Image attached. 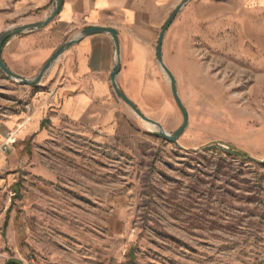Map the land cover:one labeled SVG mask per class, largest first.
Masks as SVG:
<instances>
[{
  "label": "rangeland",
  "instance_id": "1",
  "mask_svg": "<svg viewBox=\"0 0 264 264\" xmlns=\"http://www.w3.org/2000/svg\"><path fill=\"white\" fill-rule=\"evenodd\" d=\"M12 7L0 0V34L26 18ZM155 44L157 89L135 105L173 134L174 79L185 131L149 124L153 154L71 133L33 148L20 192H0V264H264V4L179 0ZM35 86L0 68V120Z\"/></svg>",
  "mask_w": 264,
  "mask_h": 264
},
{
  "label": "crops",
  "instance_id": "2",
  "mask_svg": "<svg viewBox=\"0 0 264 264\" xmlns=\"http://www.w3.org/2000/svg\"><path fill=\"white\" fill-rule=\"evenodd\" d=\"M2 1L13 6L14 14L26 17L15 27L46 21L52 15L50 5L54 2ZM61 1L60 11L52 21L11 37L3 48L4 63L19 75L33 79L60 47L77 40L52 64L35 86L31 99L0 120V143L11 142L10 150L0 149V192L16 186L14 194H18L33 148L62 133L90 139L98 145L148 144L152 154L158 150V139L149 127L157 125L146 121L117 94L111 74L120 63L118 86L144 111L142 104L157 89L155 42L159 28L179 0ZM250 2L264 4V0ZM41 9L39 17L36 11ZM93 27L117 30L119 55L111 33L82 35ZM40 164L34 161L32 169L36 172Z\"/></svg>",
  "mask_w": 264,
  "mask_h": 264
},
{
  "label": "water",
  "instance_id": "3",
  "mask_svg": "<svg viewBox=\"0 0 264 264\" xmlns=\"http://www.w3.org/2000/svg\"><path fill=\"white\" fill-rule=\"evenodd\" d=\"M190 0H185V2H188ZM57 8L55 9L54 13L44 22H36V23H31V24H26V25H21V26H17L14 29H12L11 31H6L0 34V68L7 73L8 75L20 80L21 82L25 83V84H30V85H38L45 73L50 69V67L52 66V64L56 61V59L70 46H72L73 44H75L77 42V40H72L69 41L68 43H66L65 45H63L62 47H60V49H58V51H56L54 53V55L49 59V61L45 64V66L43 67V69L41 70L40 74L38 75V77L32 81L24 78L23 76L13 72L3 61V48H4V44L5 42L10 39L13 36L19 35L21 33H24L26 31L29 30H33V29H38V28H42L44 27L46 24H48L50 21H52L59 13L61 5H62V1L61 0H57ZM181 7H178L174 13L171 15V17L168 19V21L166 22V24L164 25L162 32L160 34L159 37V41H158V47H157V57H158V61L164 65L163 62V41H164V37H165V33L168 30L169 26L171 25V23L173 22V20L175 19V17L177 16V14L179 13ZM101 32H109L113 35L114 40L116 42V46H117V53L119 55V50H120V43H119V39H118V32L116 29L114 28H106V27H93V28H88L85 29L82 32L83 36H88V35H92V34H96V33H101ZM121 68L120 63H117V65L114 67V70L111 74V79L114 85V88L117 92V94L127 103L129 104L141 117H143L144 119H147L143 113L138 109V107L126 96V94L120 89V87L118 86L117 82H116V76L119 73ZM173 89H174V94L176 97V100L178 102V104L180 105L182 111L184 112L185 115V123L183 124V126L177 130L176 132H174L173 134H169L167 133L163 127L161 126V124H159L156 121H151L152 123H154L155 125H157L160 128V136L163 137L166 140H169L171 142H177L178 138L182 135V133L185 131L186 127L188 126V118H187V113L186 110L178 96V91L176 88V82L173 79ZM150 121V119H147Z\"/></svg>",
  "mask_w": 264,
  "mask_h": 264
},
{
  "label": "built area",
  "instance_id": "4",
  "mask_svg": "<svg viewBox=\"0 0 264 264\" xmlns=\"http://www.w3.org/2000/svg\"><path fill=\"white\" fill-rule=\"evenodd\" d=\"M1 146V148L2 149H4V150H6L7 149V147H8V145L7 144H2V145H0Z\"/></svg>",
  "mask_w": 264,
  "mask_h": 264
},
{
  "label": "trees",
  "instance_id": "5",
  "mask_svg": "<svg viewBox=\"0 0 264 264\" xmlns=\"http://www.w3.org/2000/svg\"><path fill=\"white\" fill-rule=\"evenodd\" d=\"M8 40H9V39H8ZM8 40H7V41H8ZM7 41H6V42H7ZM6 42H5V43H6ZM4 45H5V44H4Z\"/></svg>",
  "mask_w": 264,
  "mask_h": 264
}]
</instances>
